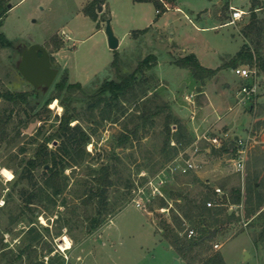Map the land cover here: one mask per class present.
Returning <instances> with one entry per match:
<instances>
[{
	"label": "rangeland",
	"instance_id": "rangeland-1",
	"mask_svg": "<svg viewBox=\"0 0 264 264\" xmlns=\"http://www.w3.org/2000/svg\"><path fill=\"white\" fill-rule=\"evenodd\" d=\"M7 1L14 6L5 4L0 32L15 43H0V90L40 95L34 106L0 97V115L11 114L6 136L0 134V237L4 236L7 250L16 253L26 230L35 224L50 227L46 238L65 254V264H173L171 244L161 227L162 220L170 217L171 207H176L171 192L186 191L213 200L215 186L231 196L232 187L241 185L245 196L247 183L255 179L263 182L264 190V72H259L257 91L248 96L241 88L250 80L239 77L234 68L243 63L253 68L251 62L227 65L204 79L174 62L176 57L194 52L206 66H221L247 40L243 33L250 22H257L262 34L253 30L248 42L260 44L264 52V5L256 8L254 15L253 0H176L180 8L173 6L159 13L152 0H105L97 2L95 19L85 10L92 0ZM259 2L264 4V0ZM232 5L247 13L236 23H226ZM107 18L121 40L116 49L109 45ZM34 42L46 46L59 70L51 85L34 86L19 70L21 50ZM150 53L156 54L157 64L146 73L153 77L149 96L168 101L188 129L187 139L177 143L179 151L170 160L166 112L154 116L127 145H120L123 130L140 121L137 101L124 103L107 118L101 108L94 113L88 109L102 83L117 78L112 65L116 54L121 57L122 72L128 73ZM67 73L69 81L84 86L70 93L78 116L71 124L80 123L91 137L83 159L65 168L68 185L57 195L46 188L45 166L31 167L29 160L59 127L66 110L61 98L69 92L48 98L57 94L55 84ZM176 128L172 123V133ZM223 132L228 133V143L239 144L235 136L242 137L244 172L232 164L233 152L208 151L204 139L198 142L200 148H195L200 134ZM175 141L172 139L171 145ZM59 142L51 140L49 148H56ZM182 154L194 157L198 169L185 172L175 168L179 163L175 159L181 160ZM106 165L112 180L108 208L100 224L92 228L98 198L89 199L86 191L95 175L106 174ZM162 198L168 201L166 207L161 206ZM230 211H235L236 217L217 228L214 250L223 253L227 264H264V246H254L242 207L231 205ZM239 216L242 219H237ZM39 252H43L42 258L48 257L45 249ZM15 264H27V260L18 259Z\"/></svg>",
	"mask_w": 264,
	"mask_h": 264
},
{
	"label": "trees",
	"instance_id": "trees-1",
	"mask_svg": "<svg viewBox=\"0 0 264 264\" xmlns=\"http://www.w3.org/2000/svg\"><path fill=\"white\" fill-rule=\"evenodd\" d=\"M144 1V0H139ZM148 1V0H145ZM156 3L158 12L162 9L176 6V0H152ZM97 2L103 3L105 0H92L85 6L86 12L91 14L95 19L98 17L96 12ZM7 0H0V9H3ZM252 12L256 14V8L263 7L259 0H253L251 3ZM253 30H257V35L262 34L261 26L257 22L247 24L243 33L247 39L241 48L227 62H223L219 67H209L201 63L198 56L194 53L181 55L174 59V62L180 66L188 67L194 77L204 79L212 77L221 68L227 65H236L239 61L257 63L260 71L264 72V52L261 50L260 44L252 46L249 41V34ZM5 42L7 45H13L15 42L8 39L0 32V43ZM257 41H259L257 39ZM157 64V56L150 53L141 59L134 70L125 73L121 70V57L116 54L112 65L115 67L117 78L105 80L102 85L93 93L94 100L88 104L90 112L94 113L96 109L101 108L104 118L110 117L112 111L124 107V103H133L137 101L140 112L138 121L134 127L123 130L119 136V144L127 145V143L138 134L141 127H146L152 118L162 112H166V128H167V144H168V160L175 157L179 151L177 143H181L183 139L188 137V129L180 117L173 111L171 104L165 100H157L156 95L149 96L150 80L153 77L147 75V70ZM81 82L69 81L68 73L63 74L55 84L57 94L52 95L48 100L59 97L64 90L69 94L61 98L65 105V112L60 118V124L56 132L48 136L45 141L39 144V147L32 159L29 160L31 167L39 165L45 166L48 171L45 183L47 189H51L54 194H61L68 185V175L65 174V168L72 166L83 159L86 152V145L90 141V133L80 124H71L75 118L76 112L72 106L74 97L70 94L77 88H83ZM31 92L27 90L13 91L10 89L0 90V97L12 101L14 104L27 103L34 106L40 100V95L35 92L30 97ZM47 100V101H48ZM11 118L9 115H0L1 137L7 134V123ZM172 123L177 126L175 132L172 133ZM53 139L60 140L56 148H49V142ZM172 139L175 143L171 145ZM220 149L232 153L235 150L231 143L224 144ZM106 174L96 176L95 180L90 183L87 189L89 199L98 198L97 213L92 218V228L98 226L102 219V214L108 208V187L112 184L109 176V166H104ZM214 191V188H213ZM245 196L241 185L232 187L231 196L224 193L222 196H213L214 204L209 206L207 202L211 200L210 196H192L191 192L173 191L171 197L175 199L176 207H171L169 218L162 220L163 236L171 244L172 248L179 254L184 264H227L223 253L220 250H214L213 240L211 236L212 227L219 228L221 223L232 221L236 217L235 211H230L231 205H239L243 209L242 216L244 222L248 225L249 234L251 235L256 247L264 246V190L263 182L255 179L247 183ZM215 193V191H214ZM64 204H67L64 201ZM168 201L162 198L161 206L166 207ZM224 213V216L221 214ZM237 219H242L241 216ZM194 228L196 234L189 235V228ZM58 231L57 234H60ZM50 234V227L43 226L39 228L35 224L31 225L25 232L18 251L12 252L7 250V242L4 236L0 237V264H15L18 259L27 260V264H65V254L46 236ZM45 249L48 257L42 258L40 249ZM13 254H12V253ZM3 262V263H2Z\"/></svg>",
	"mask_w": 264,
	"mask_h": 264
},
{
	"label": "built area",
	"instance_id": "built-area-1",
	"mask_svg": "<svg viewBox=\"0 0 264 264\" xmlns=\"http://www.w3.org/2000/svg\"><path fill=\"white\" fill-rule=\"evenodd\" d=\"M231 7H232V13L230 20L227 23H236L238 20L243 18L245 13H247V10L243 8L233 5ZM253 65H254L253 68H250L243 63L234 68L235 73L239 77L250 80V82L245 83L241 88V92L248 96L252 95L258 89V77H259L260 68L255 62L253 63ZM202 139L207 141L208 145L206 146V149L208 151H211L213 148H221L224 146V144H226L228 139V133L223 132L221 134H213V135L207 133L200 134L197 140H195L196 149L200 148L198 142ZM238 142L239 144L231 143V146L235 147V150L232 153L231 161L238 171L244 172L246 166V149L242 137H239ZM180 156H182L180 157L181 160H178L179 158L175 159L177 160L176 163L179 162L175 168H181V170L185 172L191 169H198L199 164L194 157L185 156L183 154ZM214 191L217 194V196H222L224 193H226L221 186H215ZM207 204L209 206H212L214 204V201L209 200ZM194 234H196L195 229L193 227L189 228V235H194ZM218 245L219 243H216V246Z\"/></svg>",
	"mask_w": 264,
	"mask_h": 264
},
{
	"label": "water",
	"instance_id": "water-1",
	"mask_svg": "<svg viewBox=\"0 0 264 264\" xmlns=\"http://www.w3.org/2000/svg\"><path fill=\"white\" fill-rule=\"evenodd\" d=\"M12 6L13 4L9 2L8 7L11 8ZM99 10H103V5H99ZM3 11V9H0V15ZM106 22L109 45L111 48L116 49L120 44V39L113 30L111 18H107ZM20 54L19 70L30 83L34 86L54 83L59 70L53 66L51 54L44 44L39 42L31 43L23 47ZM200 89L201 86L198 87V90ZM238 138L239 136L236 135L235 139ZM217 233V228H214L210 235L214 237ZM173 264H180L179 258H175Z\"/></svg>",
	"mask_w": 264,
	"mask_h": 264
},
{
	"label": "crops",
	"instance_id": "crops-1",
	"mask_svg": "<svg viewBox=\"0 0 264 264\" xmlns=\"http://www.w3.org/2000/svg\"><path fill=\"white\" fill-rule=\"evenodd\" d=\"M104 4H105V3H104ZM13 6H14V4H13ZM13 6H12V7H13ZM235 6H236V5H235ZM12 7H11V8H12ZM176 7H177V8H180L179 5H176ZM237 7H238V6H237ZM103 8H104V7H103ZM226 23H227V22H226ZM63 32H64V30H63ZM63 32H62V33H63ZM64 34L67 35L68 38L71 36L69 32H64ZM63 39H64V38H63ZM119 39H120V38H119ZM120 42H121V40H120ZM119 45H120V44H119ZM60 50H61V49L58 50V53H60ZM183 55H184V54H183ZM202 64H203V63H202ZM204 65H205V64H204ZM205 66H206V65H205ZM209 67H210V66H209ZM213 68H215V67H213ZM254 246H255V244H254ZM169 247L171 248V251H173L172 259H175V258H176L175 256L177 255V254H176V251L172 248V246H169ZM255 247H256V246H255ZM179 260H180V259H179Z\"/></svg>",
	"mask_w": 264,
	"mask_h": 264
},
{
	"label": "flooded vegetation",
	"instance_id": "flooded-vegetation-1",
	"mask_svg": "<svg viewBox=\"0 0 264 264\" xmlns=\"http://www.w3.org/2000/svg\"><path fill=\"white\" fill-rule=\"evenodd\" d=\"M51 59H52V57H51Z\"/></svg>",
	"mask_w": 264,
	"mask_h": 264
}]
</instances>
